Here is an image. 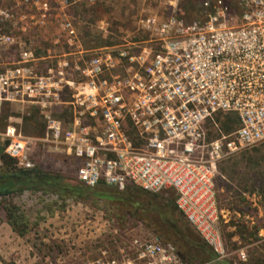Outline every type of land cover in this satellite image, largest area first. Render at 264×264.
Listing matches in <instances>:
<instances>
[{
    "label": "built area",
    "instance_id": "obj_1",
    "mask_svg": "<svg viewBox=\"0 0 264 264\" xmlns=\"http://www.w3.org/2000/svg\"><path fill=\"white\" fill-rule=\"evenodd\" d=\"M73 3L16 0L0 8L12 28L0 35V45L18 53L0 63V112L4 104L23 108L9 117L5 152L32 168L33 142L43 152L74 158L85 185L173 190L178 209L218 261L226 253L218 163L264 143V0H201V16L193 21L181 15L186 4L169 0L167 14L139 18L143 37L99 48L83 46ZM53 26L57 35H49ZM32 32L50 47L37 52ZM34 113L43 129L27 136L24 118ZM227 113L239 118L229 133L218 119ZM117 249L106 247L78 264H187L153 234Z\"/></svg>",
    "mask_w": 264,
    "mask_h": 264
},
{
    "label": "rangeland",
    "instance_id": "obj_2",
    "mask_svg": "<svg viewBox=\"0 0 264 264\" xmlns=\"http://www.w3.org/2000/svg\"><path fill=\"white\" fill-rule=\"evenodd\" d=\"M73 1L70 14L85 48L117 44L124 36L143 37L145 34L139 28V18L152 12L167 14L170 4L169 0ZM15 3L16 0H0V8H11ZM180 5H185L184 0H180ZM11 29L9 22L0 19V35ZM50 34H58L56 26L50 29ZM31 35H34L33 42L29 43L36 47L37 52L50 47L49 41L41 39L37 33L32 32ZM16 54L17 48L0 45V63L6 64ZM12 114H23V108L4 104L0 112V146L6 143L3 133ZM208 127L210 137H216L213 126L209 124ZM42 129L43 120L40 118L24 121L23 132L27 136L38 135ZM30 147V157L37 165L77 178L74 158L64 153L43 152L33 142ZM214 181L226 251L218 261L223 264H264V143L219 161ZM160 194L159 203L163 204L173 197L174 191ZM10 207L20 218L19 229L27 227L24 235L16 233L8 224L7 210ZM179 219L199 234L183 213H179ZM29 232V236L26 235ZM151 234L166 244L144 223L129 218L125 211L100 200L32 191L0 196V246H3L0 260L7 264H20L15 259L23 258L22 252L31 255V264L81 262L87 257H97L106 247L119 252L118 246H132L134 238L145 240ZM26 240L32 245L26 246L28 252L23 251ZM10 246L23 248L17 249L15 259L7 253ZM70 246H84L78 258L71 255Z\"/></svg>",
    "mask_w": 264,
    "mask_h": 264
},
{
    "label": "trees",
    "instance_id": "obj_3",
    "mask_svg": "<svg viewBox=\"0 0 264 264\" xmlns=\"http://www.w3.org/2000/svg\"><path fill=\"white\" fill-rule=\"evenodd\" d=\"M186 4L181 15L189 21L201 16V0H184ZM105 45H111L107 43ZM38 119L37 114L24 118L25 122ZM218 119L224 131L237 129L239 118L235 113L219 114ZM7 141L0 146V196L20 194L25 191L54 194L68 198L100 200L128 213L129 218L141 221L151 228L162 240L172 244L181 260L187 264H223L217 261L215 250L188 225L181 223L176 205V193L166 203L160 204V193L151 192L135 184L123 190L100 181L96 186L85 185L77 178L60 172L48 171L40 165L32 168L19 166L18 160L5 152ZM169 191V190H168ZM8 224L19 235L28 230H20V218L12 207L8 208Z\"/></svg>",
    "mask_w": 264,
    "mask_h": 264
},
{
    "label": "crops",
    "instance_id": "obj_4",
    "mask_svg": "<svg viewBox=\"0 0 264 264\" xmlns=\"http://www.w3.org/2000/svg\"><path fill=\"white\" fill-rule=\"evenodd\" d=\"M16 105H18V106H21L20 104H16ZM67 227H65V229H66ZM14 232V231H13ZM15 233V232H14ZM29 234H30V232L29 233H27L26 235H28L29 236ZM71 235H73V234H71ZM27 242L25 243H23V248H20V247H16V246H10L9 248V250H7V253H10L11 254V256L15 259L17 256H15V254L17 253V249H23V251H26V252H28L29 250H27V247L26 246H32L31 245V242H29L28 240H26ZM3 246H0V250L2 251V248ZM82 248H84V246H70L69 247V250L70 251H72L73 253L71 254L74 258H78L80 255H81V251L83 250ZM20 253H21V251H20ZM22 254H23V258H16L15 260L16 261H18L20 264H31V255L28 253V254H24L23 252H22ZM24 255H25V257H29V258H26L25 259V257H24ZM82 258V257H81ZM28 260H30V261H28ZM78 262H80L79 260H73V261H71L70 262V264H78ZM0 264H7V263H4V262H2L1 260H0Z\"/></svg>",
    "mask_w": 264,
    "mask_h": 264
}]
</instances>
